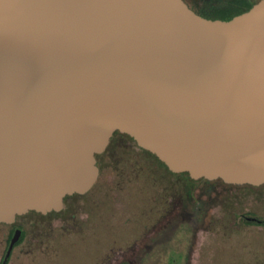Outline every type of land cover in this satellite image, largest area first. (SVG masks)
I'll list each match as a JSON object with an SVG mask.
<instances>
[{
	"label": "water",
	"instance_id": "water-1",
	"mask_svg": "<svg viewBox=\"0 0 264 264\" xmlns=\"http://www.w3.org/2000/svg\"><path fill=\"white\" fill-rule=\"evenodd\" d=\"M116 132L174 173L263 185L264 0L230 19L185 0H0V222L88 192Z\"/></svg>",
	"mask_w": 264,
	"mask_h": 264
},
{
	"label": "rangeland",
	"instance_id": "rangeland-1",
	"mask_svg": "<svg viewBox=\"0 0 264 264\" xmlns=\"http://www.w3.org/2000/svg\"><path fill=\"white\" fill-rule=\"evenodd\" d=\"M189 1L198 5L203 0ZM116 139L99 158L101 176L89 194L68 198L62 213L22 218L34 221L28 233L48 242V247L37 252L40 264H142V254L149 248L140 245L147 232L160 228L167 214L171 240L167 251L155 254L151 263L182 264L178 251L186 250L185 264H264V226L230 227V216L222 212L187 239L188 233L171 225L180 219L182 180L129 137ZM225 195L236 211L264 218V186L234 187ZM8 228L0 225V235ZM137 244L132 254L130 249Z\"/></svg>",
	"mask_w": 264,
	"mask_h": 264
},
{
	"label": "flooded vegetation",
	"instance_id": "flooded-vegetation-1",
	"mask_svg": "<svg viewBox=\"0 0 264 264\" xmlns=\"http://www.w3.org/2000/svg\"><path fill=\"white\" fill-rule=\"evenodd\" d=\"M188 5L195 10L197 13L201 14V7L206 4V1H200L198 5L193 4L189 0H185ZM117 136H127L132 139L130 136L126 134H122L120 132H116L110 140V143L105 150V152L111 147L114 143ZM119 137L116 139L119 141ZM134 141V139H132ZM135 142V141H134ZM136 143V142H135ZM137 144V143H136ZM138 146V145H137ZM139 147V146H138ZM143 151L149 153L151 156L154 154L150 153L147 150L139 147ZM104 152V153H105ZM100 154L97 156V164L100 168V175L95 183V185L86 193L84 194H74L71 196H67L64 200V207L62 210L56 212L53 211L48 214H59L62 213L66 208L67 199L72 196H86L89 194L92 189L98 183L100 176H101V167L99 164V158L104 154ZM156 158V156H154ZM163 166L167 168L163 162H161L158 158H156ZM167 171L182 180L184 191L179 199L178 202V212L180 214V219L174 222L171 225H177L178 231H183L184 234L188 233L187 239L195 237V229L200 230L204 227L207 223H211V221L216 218L218 214L222 212L223 215L230 216V227L233 226H243V225H250V224H257L264 226V218H259L252 213H248L245 211H236L233 206V201H227L225 193L229 190L236 188H244V187H263L260 186H251V185H232L223 182L222 180H207L204 178L201 179H193L187 173H174L167 168ZM190 184V185H188ZM184 194V195H183ZM217 212V213H216ZM28 214H40V215H47L38 213L35 211H30L24 215H19L16 217L15 221L12 223H2L0 225L9 227L7 233L0 235V264H40L39 263V255L38 251L43 250L46 245L48 247V242L46 240L39 239L38 235H33L28 233V227L34 225V221L32 222L29 220H22V218ZM216 215V216H215ZM221 215V214H220ZM64 221L65 219H59ZM169 214L165 215L160 220V228L154 227L146 234V238L142 241L140 246L148 247V251L143 253L144 248L140 249L139 252H142V264H153L151 263L152 257L157 254L158 252H166L168 249V242L171 240V233L169 231ZM159 226V225H158ZM155 236V237H154ZM15 242L13 243V240ZM146 240H150V244L146 243ZM46 243V244H45ZM61 244V241L55 243V251L57 252L58 245ZM139 244L137 246L132 247L130 252L134 254L137 251ZM129 252V251H128ZM187 251H178V257L183 258V263L185 264ZM56 254V253H54ZM52 254V256H54ZM125 256L128 253L124 254ZM51 256V257H52ZM124 256V257H125ZM47 258V257H45ZM126 264V263H124Z\"/></svg>",
	"mask_w": 264,
	"mask_h": 264
},
{
	"label": "trees",
	"instance_id": "trees-1",
	"mask_svg": "<svg viewBox=\"0 0 264 264\" xmlns=\"http://www.w3.org/2000/svg\"><path fill=\"white\" fill-rule=\"evenodd\" d=\"M206 4L201 7V15L208 18L230 19L248 10L259 0H205ZM155 156V155H154ZM157 158V157H156ZM164 164V163H163Z\"/></svg>",
	"mask_w": 264,
	"mask_h": 264
}]
</instances>
